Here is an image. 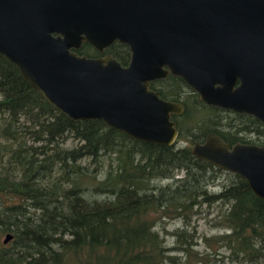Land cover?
Returning a JSON list of instances; mask_svg holds the SVG:
<instances>
[{"label": "trees", "instance_id": "16d2710c", "mask_svg": "<svg viewBox=\"0 0 264 264\" xmlns=\"http://www.w3.org/2000/svg\"><path fill=\"white\" fill-rule=\"evenodd\" d=\"M76 52L97 55L86 43ZM104 53L128 63L124 44ZM157 81L149 87L183 105L172 117L170 146L130 138L101 120L68 119L0 55V232L12 235L9 249L0 246V264H187L190 256L205 264L193 233L171 232L182 239L170 250L155 227L177 218L187 226L196 210L213 204L224 230L215 238L230 260L264 264V200L238 175L190 153L208 134L251 143L254 131L263 135L254 144H264V125L205 105L178 77ZM223 113L231 121L217 127ZM186 139L190 145L181 146ZM179 248L185 258L175 254Z\"/></svg>", "mask_w": 264, "mask_h": 264}, {"label": "water", "instance_id": "95a60500", "mask_svg": "<svg viewBox=\"0 0 264 264\" xmlns=\"http://www.w3.org/2000/svg\"><path fill=\"white\" fill-rule=\"evenodd\" d=\"M114 41L128 47L124 66L76 53L83 42L102 52ZM0 55L68 119L101 120L140 141H175L170 115L181 104L148 87L167 74L205 105L264 124V0H0ZM190 153L264 200V144L208 134Z\"/></svg>", "mask_w": 264, "mask_h": 264}, {"label": "rangeland", "instance_id": "374dc122", "mask_svg": "<svg viewBox=\"0 0 264 264\" xmlns=\"http://www.w3.org/2000/svg\"><path fill=\"white\" fill-rule=\"evenodd\" d=\"M218 116L219 118H217V127H220L221 125L226 126L225 124L231 121L229 116L224 113L222 116L224 118H222L220 115ZM183 122H185V120H183ZM188 144L190 145L188 139H186L185 142H180L181 146H188ZM70 145L71 138L67 139L66 141V146ZM163 183H165V181H162V184ZM212 190L216 191L217 187L211 188V191ZM220 213V205H203L198 210H196L194 214L191 215L189 224L187 226L182 225L181 220L177 218L163 221V223H158L155 228H157V230L159 231L160 237L163 238L164 246L170 248V250L171 248L178 246L177 244H179V239H182L178 238L176 240L175 237L171 234V232L183 229L189 233L194 234L193 240L196 242V245L192 247L194 248V251L201 253L205 257V264H244L231 261L228 257V252L225 250V247L221 244V240L215 238L217 235L224 233V230L217 223H215V221L217 220V215ZM3 238L4 234L0 232V246L9 249L11 246L10 241L3 244ZM180 249L181 248H179L178 250ZM178 250H175V254H177V256H182V258H185L184 252L182 250ZM194 258L195 257L190 256V261H187V264H201L198 263Z\"/></svg>", "mask_w": 264, "mask_h": 264}, {"label": "flooded vegetation", "instance_id": "af4514ba", "mask_svg": "<svg viewBox=\"0 0 264 264\" xmlns=\"http://www.w3.org/2000/svg\"><path fill=\"white\" fill-rule=\"evenodd\" d=\"M114 42H116V41H114ZM113 42V43H114ZM83 43H85V42H83ZM82 43V44H83ZM81 44V45H82ZM87 44V43H86ZM121 44V43H120ZM81 47V46H80ZM79 47V48H80ZM128 48V47H127ZM106 49V48H105ZM104 49V50H105ZM104 50L102 51V52H97L96 50V52H97V55H95V56H85L84 54H78L77 52V55H81V56H85V57H88V58H95V57H98V56H103V55H105V54H107V53H104ZM124 66V65H123ZM168 75H171V74H167L165 77H163V78H157V79H154V80H160V81H162L163 79H165ZM173 76V75H172ZM175 77H177V76H175ZM179 78V77H178ZM181 79V78H180ZM154 80H152V81H154ZM182 80V79H181ZM152 81H150V82H152ZM158 82V81H157ZM184 83V82H183ZM185 84V83H184ZM158 85H159V83H158ZM186 85V84H185ZM187 86V85H186ZM148 87H149V83H148ZM188 87V86H187ZM150 88V87H149ZM157 88V87H156ZM189 88V87H188ZM151 89V88H150ZM191 89V88H190ZM151 90H153V89H151ZM158 90V89H157ZM157 90H153V91H155V92H157L158 93V96H159V92L157 91ZM192 90V89H191ZM192 92H194L193 90H192ZM195 93V92H194ZM195 94H197V93H195ZM160 97V96H159ZM161 98V97H160ZM197 98H198V95H197ZM162 99V98H161ZM164 100V99H163ZM198 100H199V98H198ZM167 101V100H166ZM171 102H177V103H179V104H181V102H179V101H171ZM181 106H182V111H183V105L181 104ZM215 107V106H214ZM217 108H219V107H217ZM220 109H222V108H220ZM223 110H225V109H223ZM181 111V112H182ZM227 111H230V112H232V113H234V114H243V113H236V112H233V111H231V110H227ZM181 114V113H180ZM175 115H179V114H171L170 115V120H172V117L173 116H175ZM245 115H247V114H245ZM250 116V115H249ZM173 121V120H172ZM173 123H174V121H173ZM261 123V122H260ZM262 124V123H261ZM264 125V124H263ZM174 127H175V123H174ZM176 129V128H175ZM176 131H177V129H176ZM253 133V135H249L248 134V136H247V138L248 139H251L253 142H251L250 144H254L255 143V141H254V137L255 138H260V140H262L263 139V135H260V137H259V135H256L257 133H254V131L252 132ZM217 135V134H216ZM177 136V135H176ZM218 136V135H217ZM206 137V136H205ZM204 137V138H205ZM220 137V136H219ZM203 138V139H204ZM221 138V137H220ZM176 139V138H175ZM222 139V138H221ZM223 140V139H222ZM203 141V140H202ZM202 141H200V142H202ZM224 141V140H223ZM225 142V141H224ZM226 144H228L227 142H225ZM235 143H241V142H234V143H232V144H235ZM256 143H261V142H256ZM232 144H228L229 146L230 145H232ZM255 145H263V144H255ZM191 146V145H190Z\"/></svg>", "mask_w": 264, "mask_h": 264}, {"label": "bare ground", "instance_id": "6f19581e", "mask_svg": "<svg viewBox=\"0 0 264 264\" xmlns=\"http://www.w3.org/2000/svg\"><path fill=\"white\" fill-rule=\"evenodd\" d=\"M10 241V240H9Z\"/></svg>", "mask_w": 264, "mask_h": 264}]
</instances>
